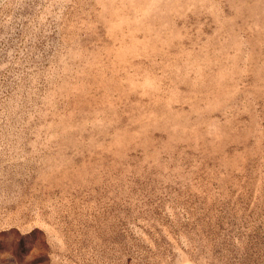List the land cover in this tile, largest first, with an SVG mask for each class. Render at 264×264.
Listing matches in <instances>:
<instances>
[{
	"label": "rangeland",
	"instance_id": "rangeland-1",
	"mask_svg": "<svg viewBox=\"0 0 264 264\" xmlns=\"http://www.w3.org/2000/svg\"><path fill=\"white\" fill-rule=\"evenodd\" d=\"M0 264H264V0H0Z\"/></svg>",
	"mask_w": 264,
	"mask_h": 264
}]
</instances>
